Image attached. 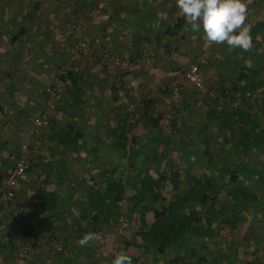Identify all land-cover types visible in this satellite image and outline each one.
<instances>
[{"label":"rangeland","instance_id":"1","mask_svg":"<svg viewBox=\"0 0 264 264\" xmlns=\"http://www.w3.org/2000/svg\"><path fill=\"white\" fill-rule=\"evenodd\" d=\"M34 1L38 3L36 9L32 6ZM166 4L168 5V11H170L169 17L173 19L176 14L173 10L177 6L176 0H167ZM142 5L143 3L140 0H0V50L4 53L10 51L9 46L12 39L5 32L14 30L19 32L16 28L19 25L24 24L27 31L36 33L35 36L28 39V45L32 48L24 51V56L34 55L35 57L34 64L32 63L33 65L29 66L25 78V81L28 80L26 87L29 91L20 86V91L18 89L15 93L17 94L15 99L18 100L19 96V101L22 99L24 102L25 95L22 92L27 95L32 93L33 97L39 96L41 99L36 110L32 109L33 104L28 103V108L24 107L19 113L20 119L17 117L12 118L11 122V118L8 119L9 114L1 118L0 138L7 137L6 130H9V127L13 130L18 121L25 123L22 127L25 129L27 136L29 135L28 138L19 143L14 157L7 162V165L0 162V176L2 179L6 178L17 159L25 153L23 149L29 150L28 148L35 142L33 135L35 117L45 114L50 120V113L59 108L63 111H70L73 116L77 112V108L65 107L61 109L63 106L57 103L58 97L70 98L71 93L67 88L68 86L57 77L58 73L70 67H75L79 73L87 75L91 82L109 84L115 81L117 75H123L125 88H118L117 92L112 94L113 97L118 96L123 103L122 105L119 104L117 112L109 111L110 104L96 120L89 119L92 133L106 137L107 140H109V137L105 135L102 127H105L110 121L115 120L117 115L123 114L125 111L131 113L129 121L135 120L137 123L136 126H133L132 132H137L138 138L145 136L146 127L143 125V121L141 119L136 120L140 114V109L129 101L130 95H135L138 98L150 96L156 99L158 102L157 107H160L165 115L162 120L164 125H167V118L173 117L174 106L186 105L187 110H189L188 113L191 114L189 127H192L195 131L199 128L197 120H201L207 125L208 130L214 131L215 124L206 114L211 105L217 106L216 104L220 103L219 106L237 107L239 102L224 95L220 91L218 83L220 77L227 80L234 77L236 59L231 58V60H228L227 46L219 47L215 43L207 42L203 38L202 32L197 34L188 32L190 34H186L187 37L185 38L162 36L161 42H157L155 45L146 44V41H137L136 46H133L134 39L131 37L119 38L115 36L114 27L117 22L112 18L114 13L125 14L129 12L128 10L131 7L141 8ZM75 9L76 11H74ZM27 14L30 15L27 16ZM256 19L264 20V0H250L248 3L246 23L252 25ZM44 28H46V33L43 31ZM166 39L175 47L171 55L166 54L161 46ZM19 41L21 40L17 39L15 43ZM253 45L258 46L264 53V34L263 36H261V33L257 35L253 40ZM151 46L154 48H151ZM0 57L2 59L5 56L0 54ZM1 59L0 90L4 88V75L7 70L5 61H1ZM192 63H199L200 71L208 86H215L216 89H219L216 98L212 99L206 93L198 90L185 77V71ZM59 64L60 66H58ZM167 83L170 85V91L157 93ZM91 89L90 84L85 83L83 85V91L86 95H89ZM95 90L100 98L110 94L109 89L100 90L96 88ZM21 96H24V98H21ZM19 101L18 103H20ZM260 112L264 117V109ZM3 121L5 122L3 123ZM48 128L49 125L42 129L40 145L36 152L25 158L27 167L23 176L17 182L13 196L2 201L0 198V205L6 203L3 208H0V264H40V261L37 260L39 256L49 261L52 258V262L56 259L60 260L57 258L58 256H52L56 254L57 250L59 251V247L63 243L65 246L71 245L70 242L76 238V232L63 225L61 221L55 222V228L51 233L36 235V237L27 236L23 230V223H25L27 217L30 218V213L28 211L24 213L25 211L21 207L20 191H26L31 182L40 178L42 169L38 166V159L42 156L44 132L46 133ZM181 131L184 130L178 129L175 133L176 136L179 138L184 134L182 140L185 139L184 142L189 141V135L182 134ZM214 133L217 138L211 143L213 151L224 152V150L231 149V143L224 140L223 132L215 130ZM127 135L126 142H130V132ZM153 149V146L147 149V154L142 160L144 161L143 166L146 168L159 167L162 169L165 162L176 167H186L189 163V161L184 160L185 156L179 158L176 152L171 154L170 157L167 156V159H164L162 155L152 156L149 153H152ZM82 155L90 160L92 158L91 166L95 167L93 163H99V161L96 162L97 157L92 151H82ZM256 155L258 163H263L264 149H261ZM85 159L81 161L82 165L78 166L77 163H73L74 166L68 168L70 172H65V174L60 172L59 176H65L64 179L68 178L70 184L78 175V171L83 169L84 166L87 167ZM93 159H96V161ZM107 160L102 158L100 163L103 161L102 164H106ZM61 167L64 171L63 163ZM94 167L88 170L84 183H90V179L96 176L95 170L101 169L100 164L96 169ZM121 173L124 179L128 178L127 169L123 168ZM248 175H250L249 172L246 175L244 174V176ZM4 188L5 180H1L0 197ZM258 189L256 192L259 196L257 204L253 203L251 206H247L246 209L241 210L242 218L240 222L234 226L216 222L213 225L212 235H204L199 238L193 236L182 263L192 264L194 262L195 259L189 255V249H192L196 254H200L207 259L206 263L200 261L196 264H244L246 261L251 264H264V186L261 189L258 186ZM228 190L229 187H226L221 191L220 201L223 202L222 200H224L231 207L234 203ZM14 196L16 197L15 200H13ZM74 202V206L79 203L76 199L72 201V204ZM254 205L258 208L259 212L257 214ZM74 212L76 213L74 210L71 212L65 210V213H63V220L67 224L68 222L71 223L76 215ZM121 218L114 225H107V229L102 230V227H100L95 231L100 234L98 240L83 247L78 245L82 253H89L88 255L91 257L90 264H95V262L96 264H111L114 256L121 251L132 253V256L137 258L141 254V250L132 245L126 249L120 248L126 239H130L131 235L135 236L137 233L139 227L137 214L132 213L130 218ZM86 232L90 231L86 230L84 233ZM70 235L73 238L70 239ZM136 239L140 240L137 236ZM58 253L60 254V251ZM94 256L97 257L98 261H93ZM169 258H163L155 264H170ZM64 262L62 261V264ZM143 262L146 264L145 260ZM82 264H85V262Z\"/></svg>","mask_w":264,"mask_h":264},{"label":"trees","instance_id":"2","mask_svg":"<svg viewBox=\"0 0 264 264\" xmlns=\"http://www.w3.org/2000/svg\"><path fill=\"white\" fill-rule=\"evenodd\" d=\"M32 6L36 9L37 1L32 2ZM129 24L127 22L126 26ZM187 31L193 32L183 15H178L174 21L164 25L162 33L166 37L182 38L183 33ZM260 33L264 34V20L256 19L251 25L253 40ZM163 46L168 55L175 50L171 44L164 43ZM227 55L228 60L236 59L234 77L229 80L220 77L219 88L224 95L237 100L239 104L232 107L219 106L220 103H217L219 107L211 105L206 114L215 124L214 131L223 132L224 140L231 143V149L224 152L213 151L211 143L217 137L213 130H208L207 125L197 119L199 128L196 132L205 147L187 149L181 142L191 119L186 105L174 106L173 117L167 118V125H164L162 120L165 115L160 107H157L156 99L130 95L129 101L140 109L136 120L141 119L149 130L150 141H137L133 132L131 134L133 126L137 123L135 120L129 121L130 111L117 115L116 121L112 120L107 125L110 143L106 145V151L115 153L122 163L103 164L95 173L98 180L93 179L94 185L83 186L81 211L74 222L76 239L86 230L95 232L100 224L114 225L121 217L130 218L132 213H136L138 231L135 236L131 235L130 239H126L120 248L126 249L130 245L137 247L141 254L150 257V264L167 257H170V264H184L182 262L193 236L199 238L212 235L216 222L234 226L242 218L241 210L253 203L257 204L258 186L260 189L264 186V162L258 163L256 155L264 149V117L260 112L264 109V53L258 46L253 45L248 51L228 47ZM122 76L117 75L115 81L107 84L90 82L89 77L79 73L75 67L64 69L57 74L58 79L73 93L69 107L81 110L90 102L100 112L111 104L109 111L114 113L117 112L119 104H123L118 96H112L118 88H125ZM85 83L90 84L92 89H109L110 94L101 98L92 94L90 100L83 91ZM169 91L170 85L167 83L157 93ZM49 127L52 129L51 139L55 143L77 152L79 141L84 135L80 127L69 123L53 129L50 120ZM178 129H185L184 132L181 131L183 135L179 138L175 134ZM129 132V140L134 144V150H128L126 147ZM96 141L98 143L97 139ZM147 144L155 145L152 153H149L152 156L162 155L167 159V156L170 157L176 152L179 158L191 154H196V158L186 167H176L165 162L162 169L146 168L142 160L147 154ZM163 144L164 148L161 149L159 146ZM106 151L96 148L93 153L96 157H101ZM123 168L128 170L127 179L121 176ZM248 172L249 177L244 176ZM47 178L42 181V185L48 184ZM83 182L84 179L76 182V189L74 188L72 194L66 198L58 197L57 193L42 187L41 184L36 186L30 218L27 217L23 223L25 234L33 237L44 235L53 231L55 222L64 223L62 215L65 213V207L74 197V193L78 192L77 189L82 188ZM226 187H229L228 191L234 203L231 207L224 200L220 201L221 191ZM15 199L14 196L13 200ZM0 208H3V205H0ZM254 208L257 214L258 208L255 205ZM71 235L70 239L73 238ZM73 240L70 243H73ZM189 255L195 259L192 264L207 262L206 258L192 249H189ZM132 260L133 264H145L141 263L139 258L132 257ZM244 264L251 263L246 261Z\"/></svg>","mask_w":264,"mask_h":264},{"label":"crops","instance_id":"3","mask_svg":"<svg viewBox=\"0 0 264 264\" xmlns=\"http://www.w3.org/2000/svg\"><path fill=\"white\" fill-rule=\"evenodd\" d=\"M140 1L143 3L141 8H135L133 6L130 8V10H128L129 12L125 14H120L119 12L114 13L113 15L114 17L112 18H114V20L117 22V25L114 27L115 36L119 38H123V37L133 38L134 39L133 46H136L137 41L139 42L146 41V44L149 43L150 45H155L157 44L158 41L161 42L162 36H164L162 33L164 25H166L167 23H171L172 21L175 20V18L178 15H182V14L180 13L178 7L175 6V9L173 8V10H174V13L176 14H175V17L171 19L169 17L170 11H168V7H167L168 5L166 4L167 0H140ZM127 22L130 23L128 26H126ZM16 28H18L19 32L15 30L12 32L11 31L5 32L6 35L10 36L12 39L10 41L11 45L9 46L10 51L4 53L2 50H0V54L5 56L2 59L0 57V59L1 61H5L6 66H7L6 67L7 70L4 75L5 77L4 78L5 80L4 88L0 90V105H1L0 124L2 123L1 118H4L5 115L9 114L8 119L10 120L11 118L10 121L12 122V118H16V117L19 119L21 118L19 116V113L24 107L29 106L28 103L33 104L32 109L36 110L37 106L41 102V99L39 98V96L33 97L31 95L32 93H29V95H27L24 92H22L23 95H25L24 102L22 101V99L21 101H19V96H18V100L15 99L16 98L15 95L17 96V94L15 93L20 88V86L24 87L25 90L29 91V89L26 87V85L28 84V80L25 81V78L27 76V71L29 70V66L31 67V64L32 63L34 64L35 57L34 55L24 56V51H28L29 49L32 48L31 46L28 45L29 44L28 39L30 37L35 36L34 34H36L34 32L27 31L24 24L19 25ZM45 29L46 28L43 29L44 33H46ZM191 33L197 34V32H191ZM262 33H261V36H263ZM186 34H190V33H188V31L186 33L184 32L182 38L187 37ZM157 37H160V39L158 40ZM17 39H20L21 41H19L18 43H15ZM164 43L171 44L166 39L164 42H162V45H161L162 49H164V46H163ZM217 46L221 47L218 44ZM222 46H227V45L225 44ZM24 48L25 50H23ZM151 48H154V47L151 46ZM227 53H228V50H227ZM15 61H18V62H15ZM93 83H96V82H93ZM96 88L98 87H95L94 89L90 90V93L89 95H87V98H90L92 94L97 95V93H95ZM70 93H71L70 98H67V99H64L63 97L57 98V103L63 106V107L61 106L62 107L61 109L65 107L71 108L69 107L68 103L71 102V97L73 93L72 91ZM21 98H24V96H21ZM18 101L20 103H18ZM91 104L92 103L88 102V104H86V106L82 108L81 110L77 109V112L74 114V116H73V113L71 114L70 111H63V110H60V108L55 109L50 113V125L53 129H55V127H58V126H65L66 124L71 123V124H76L78 127H80L84 135L79 141L77 152H73L67 148H62L57 143H55L54 140L51 139L53 135H52V129H50V127L48 128V131L46 133L44 132V145L42 147V153H41L42 156L41 158L38 159V162H39L38 166H40L42 169L40 178H38L34 182L30 181L31 182L30 187L26 188V191H20L19 197H21L20 198V201L22 202L21 207L25 211L24 213H27V211L31 213V208L34 202V189L36 188V186L40 184L42 185V181L44 179L48 177L47 178L48 184H43L42 187H45L46 189L54 191L55 193H57L58 197L60 198L69 197V195L72 194L73 189L77 186L76 182L83 181V179L88 174L87 173L88 170L94 167V166H91L90 164L92 162V158L90 160V159H87V157H85L86 158L85 159L82 155V151L87 152L89 150L93 152L96 148L104 152L107 150L106 145L110 143V140H107L106 137H101V135L99 136V135L92 133L93 131H92L91 124H90L91 122L89 121L90 118L96 120L97 117L101 115V113H103L105 110L98 112L95 106ZM4 122L5 121H3V123ZM109 123H111V121ZM24 124L25 123H23L22 121L21 122L18 121L17 125H14L13 130H11L10 127H9V130H6L7 132L6 134L7 137H5L6 139L0 138V162H3L4 164L7 165V162L10 161L12 157H14L19 143H21V141L24 140L25 138L29 137V135L27 136L25 129H23L22 127V125L24 126ZM107 125H105V127H102V130L104 131L105 135H108ZM187 130L188 131L185 130V134H187V136L189 135L188 137L189 141L184 142L185 139L184 140L181 139V142H183V145L187 149L205 147L202 144L200 137H198V134L195 131V129H193L192 127H189ZM148 131L149 130L146 128L145 136L142 138H138L137 137L138 133L134 131H133L134 132L133 136L137 137V141L148 142L150 141L149 140L150 132L148 133ZM166 132H168V130ZM131 134H132V131H131ZM191 137H192V140H191ZM96 139L98 140V143H96L97 142ZM147 145H148L147 149H150L152 146L154 148L155 146L153 144H147ZM126 147L128 150H134V144H132L131 141L127 142ZM161 148H164V144L162 145ZM185 157H186L184 159L185 161L187 160V162L188 161L191 162L195 160L196 154H191ZM102 158L104 160L108 159L105 162L106 164L109 162L114 163V164L122 163L119 160L120 158H118L115 153H107L106 151V153H104L103 156L97 157V161L96 159H93L96 162L99 161V163H96V164L93 163V165H95V167L99 166V164L102 166L103 161L102 163H100ZM84 159L86 160L85 163L87 164V167L84 166L83 169L79 170L78 175L75 176V178L71 181L70 184L68 182L69 181L68 178L64 179L65 176L64 177L59 176L60 172L64 174L65 172H70L68 168L69 166H74L73 163H77L78 166L82 165L81 161ZM60 162L61 164L63 163L64 165V171H63V168L61 167ZM124 163H126V160L124 161ZM66 164H67V167H66ZM0 175H1V172H0ZM93 178L98 180V178H95V176H93L92 179H90V183L86 184L83 182L81 186L82 188L77 189L78 192L74 193V197L70 200L68 205L65 207L66 212H71L72 210L76 211V213L74 212L76 215L72 219L71 223L68 222L67 224L65 221L63 223V225L72 229L75 232H76V227L74 226V222L77 218V214L81 211L80 199L84 195L83 186L87 187L90 184L94 185L95 182ZM1 180L4 181L5 178L2 179L0 176V181ZM63 183L66 185H64ZM74 199L79 201L78 205L76 204V206H74L75 202L72 204V201ZM54 226H55V223H54ZM100 227H102V230L107 229V225H104V224H100L99 228ZM78 245H79L78 239L73 240V243H71V245H68V246H65V244L63 243V245L59 247L60 254L58 253L59 251L57 250L55 255L53 256L51 255L52 257L58 256L57 258L60 260L56 259L55 261L52 262V258L49 261L48 259L45 260L44 257L42 256H39L37 260L40 261V264H49V263L50 264H62V261L63 262L65 261L63 264H82L84 262L85 264H90L89 262H90L91 257L88 255L89 253H82V250ZM64 249L65 250L67 249V250L65 251ZM126 254L131 255V257H134L135 259L139 258L141 260V263H144L143 261L145 260L146 264H150L151 260L147 254L146 255L139 254L138 258L136 256H132V253H126ZM148 258L150 260L149 262H148ZM93 261L94 262L98 261L96 256L93 257Z\"/></svg>","mask_w":264,"mask_h":264},{"label":"clouds","instance_id":"4","mask_svg":"<svg viewBox=\"0 0 264 264\" xmlns=\"http://www.w3.org/2000/svg\"><path fill=\"white\" fill-rule=\"evenodd\" d=\"M250 0H176L177 7L193 32H202L209 43L226 44L248 51L253 47L251 25L246 23ZM97 232H86L79 239L81 247L98 240ZM111 264H133L132 257L121 251Z\"/></svg>","mask_w":264,"mask_h":264},{"label":"built area","instance_id":"5","mask_svg":"<svg viewBox=\"0 0 264 264\" xmlns=\"http://www.w3.org/2000/svg\"><path fill=\"white\" fill-rule=\"evenodd\" d=\"M185 77L201 92L206 93L209 97L216 98L219 94V89H216L215 86H208L205 82V78L200 71L199 63H192L189 65L188 69L185 71ZM49 125L48 117L43 114L34 118V128H33V135L35 142L32 143V146L28 148L29 150L26 151V148L23 149L25 152L21 155L17 161L14 163L13 167L9 170L6 178H5V188L1 195V201L3 199H10L13 194L15 187L17 185L18 180L23 176L25 169L27 167L25 163V158L28 155H32L36 152L37 148L40 145L41 141V132L42 129ZM6 203H3L5 205ZM122 218L119 219V221ZM123 225L125 223H122Z\"/></svg>","mask_w":264,"mask_h":264}]
</instances>
